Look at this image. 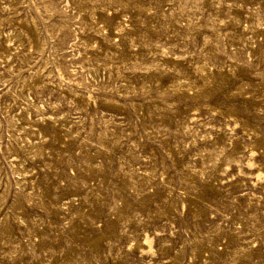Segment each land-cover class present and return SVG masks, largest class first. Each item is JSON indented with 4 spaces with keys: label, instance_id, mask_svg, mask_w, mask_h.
I'll return each instance as SVG.
<instances>
[{
    "label": "rangeland",
    "instance_id": "374dc122",
    "mask_svg": "<svg viewBox=\"0 0 264 264\" xmlns=\"http://www.w3.org/2000/svg\"><path fill=\"white\" fill-rule=\"evenodd\" d=\"M0 264H264V0H0Z\"/></svg>",
    "mask_w": 264,
    "mask_h": 264
}]
</instances>
